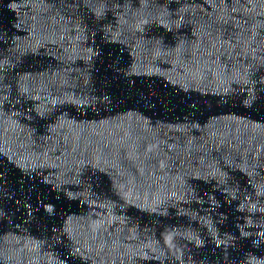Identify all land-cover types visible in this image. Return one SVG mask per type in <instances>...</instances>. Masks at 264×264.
Wrapping results in <instances>:
<instances>
[{
  "label": "water",
  "instance_id": "95a60500",
  "mask_svg": "<svg viewBox=\"0 0 264 264\" xmlns=\"http://www.w3.org/2000/svg\"><path fill=\"white\" fill-rule=\"evenodd\" d=\"M0 207L90 264H264V0H0Z\"/></svg>",
  "mask_w": 264,
  "mask_h": 264
}]
</instances>
